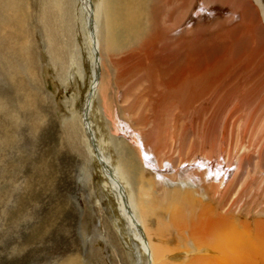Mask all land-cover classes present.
Segmentation results:
<instances>
[{"label": "bare ground", "instance_id": "1", "mask_svg": "<svg viewBox=\"0 0 264 264\" xmlns=\"http://www.w3.org/2000/svg\"><path fill=\"white\" fill-rule=\"evenodd\" d=\"M198 1L200 4L196 6ZM217 1L179 0L176 11H169L166 17L168 0L39 2L36 15L39 39L62 73L68 66L61 47L64 39L73 28L87 31L88 44L93 50L92 88L78 116L65 123L67 136L84 158L90 161L89 154H93L100 162L108 182L104 186L109 188L108 193L127 229L142 244L143 253L148 255L147 264H264V98L256 104L255 109H260L250 118H246L247 110L241 104L227 114L220 135L216 121L212 120L215 113L219 117L217 109L201 107L211 101L224 102V95H219L220 101L214 97L218 86H224L219 87L221 93L233 89L235 93L236 87L244 92L246 84L264 70V61L260 69L262 60L256 57L264 49L263 53H253V57L233 54L227 42L232 40L234 45L238 33L231 27L215 33L221 51L213 60L208 58L197 64L198 57L191 53L185 68L167 81L162 79L160 67L154 65L160 51L158 45L164 39L172 41L176 36H185L192 27L221 19L224 9L211 8ZM233 1L229 9L237 12L236 19L246 28V23L250 25L248 29L240 27L242 36L247 30L254 39L249 49L246 46L253 50L259 45L256 42L264 40V0H243L244 4ZM251 8L256 14L254 18L247 13ZM191 11L195 12L193 17H190ZM26 14L19 0H0L1 56L7 63L20 56L19 67L24 70L28 66L27 56L31 54ZM184 22L189 31L185 26L181 28ZM255 27L259 29L257 32L253 30ZM119 36L128 44L123 51L118 47ZM83 42L78 38L75 48L83 46ZM204 57H208L206 51ZM128 61L133 62L136 74L133 71V80L124 84L122 95L130 98L126 106L133 107V116L119 126L115 115L111 119L100 110L107 133L97 134L98 128L91 126L93 91H101L103 101L110 76L119 75ZM138 63L139 69H136ZM211 73H215V79L209 76ZM232 73L237 78L232 77L231 82L224 84ZM31 74L29 79L38 87L36 75L32 71ZM20 79L21 75L16 83L23 91L25 83ZM187 80L194 84L199 81L198 86L189 87ZM112 83L117 84L114 80ZM26 102L32 106L31 99ZM110 155L118 158L114 171L109 164ZM66 263L74 264L73 261Z\"/></svg>", "mask_w": 264, "mask_h": 264}, {"label": "rangeland", "instance_id": "2", "mask_svg": "<svg viewBox=\"0 0 264 264\" xmlns=\"http://www.w3.org/2000/svg\"><path fill=\"white\" fill-rule=\"evenodd\" d=\"M19 1L27 13L26 29L30 36L31 54L27 56L28 66L24 70L19 67L20 63L17 59L20 56L13 57V60L7 63L0 53V264H67L66 262L72 261L74 264H147L148 255L143 253L142 244L136 241L127 229L124 219L118 215L116 205L108 193L109 188L104 186L108 182L101 171L100 162L93 154H89L90 161L84 158L71 145L67 136L69 133L65 123L78 116L92 88L93 50L88 44L87 31L85 28L80 31L73 28L64 39L61 47L67 57L68 66H65V73H62L59 66L55 67L39 39L36 15L40 0ZM92 1L95 3L97 0ZM165 4L166 17L169 11H176L179 0H168ZM199 4L198 1L196 6ZM232 4H234L233 0L217 1L211 8H220V11L224 9L221 19L208 22L207 25L201 24L198 28L192 27L190 32L181 36L182 39L176 36L172 41L164 39L163 43L158 45L160 51L156 55L154 65L160 67L159 71L164 81L179 74L185 68L191 53L198 57L197 64L203 63L208 58L213 60L216 55L218 56L221 47L214 37L218 30L232 27L231 30L238 33L234 45L232 40L228 39L227 42L233 54L252 56L253 53H263L264 40L256 42L259 44L257 48L248 50L254 39L247 34V30L245 36H242L241 31L245 24L236 19L237 12L230 11ZM240 4H244V1L240 0ZM196 6L194 10H197ZM194 13L191 11L190 17ZM247 13L250 17H256L252 8L248 9ZM246 25L245 28L248 29L250 25L247 23ZM182 27L189 31L186 22L181 24ZM253 30L257 32L259 29L255 27ZM121 34L125 35L123 32ZM239 34L241 35L238 38ZM78 38L84 40L83 46L79 45L75 48ZM118 44L120 51L128 47L123 36H119ZM216 44L219 49H216ZM205 51L208 57H204ZM256 57L262 60L259 61V64L261 63L259 68H263L264 53H259ZM232 58L230 57L231 60ZM135 68L139 69V63ZM260 69L257 68L256 72ZM31 71L37 77L38 87L29 79L28 74L32 75ZM120 71L116 77L110 76V83L105 85L107 90L103 96L104 102L101 100V91H93L95 95L91 100L93 120L91 126L98 128L97 134L107 133L106 121L100 110H103L108 118H117L119 126L122 123L126 124L133 116V107L130 104L126 106L130 98L122 95L124 84L128 85L127 80H133V71L135 73L133 62L125 63ZM214 74L211 73L209 76L214 78ZM234 74L232 73L224 84L231 82L232 77L237 78V74ZM19 75H21L20 80L25 83L23 91L17 87L16 81ZM258 76L246 84L247 88L244 92L242 90V93L237 87L235 93L233 87H231L233 92L221 93L220 88L224 86H218L216 93H213L214 97L220 101L222 94L224 102L211 101L201 106L217 109L220 118L215 113L212 120L218 125L216 128L218 135L222 132L227 114L234 111L238 105L241 104L242 108L247 110L246 118L252 117L255 111L260 109V107L255 108L264 98V70ZM113 80L117 84L112 83ZM187 82L189 87L195 88L199 81H196V84L192 80ZM257 92L258 96L255 95ZM28 98L33 101L32 106H28L26 102ZM236 99L243 101L241 103ZM20 105L23 107H19ZM221 109L226 111L222 112ZM221 112L225 113L223 117L222 114L220 116ZM109 164L114 171L118 165L117 156H111Z\"/></svg>", "mask_w": 264, "mask_h": 264}]
</instances>
